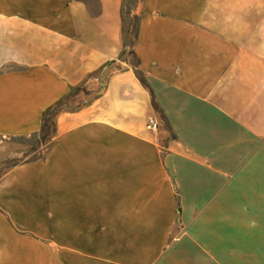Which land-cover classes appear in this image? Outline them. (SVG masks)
Segmentation results:
<instances>
[{
    "label": "crops",
    "instance_id": "1",
    "mask_svg": "<svg viewBox=\"0 0 264 264\" xmlns=\"http://www.w3.org/2000/svg\"><path fill=\"white\" fill-rule=\"evenodd\" d=\"M121 5L0 0V264H264V0Z\"/></svg>",
    "mask_w": 264,
    "mask_h": 264
},
{
    "label": "trees",
    "instance_id": "2",
    "mask_svg": "<svg viewBox=\"0 0 264 264\" xmlns=\"http://www.w3.org/2000/svg\"><path fill=\"white\" fill-rule=\"evenodd\" d=\"M124 1L122 0V5L120 8V17H121V22H122V40H123V47L124 49H133L134 42H135V34L133 39L130 41L129 40V26L126 23V15L124 13ZM142 0H140L141 2ZM138 22V20H137ZM137 27V26H136ZM136 33V32H135ZM124 56H126L125 51L121 53L120 59H122ZM128 56H130L134 62L132 61V66L133 68L136 67V58H134V53L133 50L128 51ZM136 76L139 78V74L136 72ZM82 94L84 97L89 96V94L85 91L83 87H77L72 90H70L69 94L57 105H55L52 109L46 112V114L43 117L42 125L40 128V131L38 134L31 135L30 137L26 139H31L32 142V148L31 151L36 150L38 146H47L54 135L55 132V118L61 114L63 111L66 112H75L83 107L87 106L89 104V101H83L78 99L79 94ZM46 148V147H45ZM41 155H37L36 157H31L29 160H26L24 163H31L35 162L39 159H41ZM3 167V170H8L16 165H11L9 164V161L4 162L1 164Z\"/></svg>",
    "mask_w": 264,
    "mask_h": 264
},
{
    "label": "rangeland",
    "instance_id": "3",
    "mask_svg": "<svg viewBox=\"0 0 264 264\" xmlns=\"http://www.w3.org/2000/svg\"><path fill=\"white\" fill-rule=\"evenodd\" d=\"M140 4V0H125L124 1V13L126 15V23L129 26V40L131 41L136 32L138 14L137 8ZM81 98H84L81 97ZM85 99V98H84ZM83 100V99H82ZM32 140L31 139H10L4 141V148L8 154L15 155L9 160V164L18 165L26 160H29L31 157H36L38 154L42 156V153L45 152V148H40L39 146L32 150Z\"/></svg>",
    "mask_w": 264,
    "mask_h": 264
},
{
    "label": "built area",
    "instance_id": "4",
    "mask_svg": "<svg viewBox=\"0 0 264 264\" xmlns=\"http://www.w3.org/2000/svg\"><path fill=\"white\" fill-rule=\"evenodd\" d=\"M146 129L151 133H156V131L158 130V123L153 119H149L146 125Z\"/></svg>",
    "mask_w": 264,
    "mask_h": 264
}]
</instances>
